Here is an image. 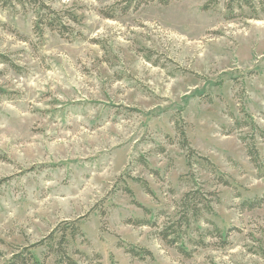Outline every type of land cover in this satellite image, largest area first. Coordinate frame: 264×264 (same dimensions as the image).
Masks as SVG:
<instances>
[{"label": "rangeland", "instance_id": "374dc122", "mask_svg": "<svg viewBox=\"0 0 264 264\" xmlns=\"http://www.w3.org/2000/svg\"><path fill=\"white\" fill-rule=\"evenodd\" d=\"M41 1L73 32L0 0V264H55L38 244L72 222L78 264H264V0ZM191 191L213 212L187 257L160 233Z\"/></svg>", "mask_w": 264, "mask_h": 264}, {"label": "trees", "instance_id": "16d2710c", "mask_svg": "<svg viewBox=\"0 0 264 264\" xmlns=\"http://www.w3.org/2000/svg\"><path fill=\"white\" fill-rule=\"evenodd\" d=\"M19 5H21L24 9L31 8L36 13V22H35V30L39 34H43L45 29H49L51 31L58 32L59 35L65 37L66 35L73 32L70 26L67 24V20L72 22H76L77 18L75 15L71 13H59L55 10H52L49 6H47L41 0H16ZM155 0H124L118 7L120 11L126 14L133 5L138 9L142 5L147 4L149 2H154ZM178 0H160V4L163 6H169L171 2ZM217 1V0H215ZM239 3V5L243 8V6H247L249 8H253V4L250 0H230L228 5L229 9L234 8L235 3ZM110 17V16H108ZM113 17V16H112ZM2 63H9V60L1 57ZM0 93L3 94V90L0 89ZM180 131V130H179ZM181 139H182V148L188 149L190 152H193L190 143L187 139L186 132L184 130L180 131ZM249 155L251 158L257 161V152L254 148L251 147L249 149ZM141 183V182H140ZM147 192L150 190L146 183H142ZM209 196L211 194H205L202 191H191L187 193L180 205V217L177 222L173 224L169 223L166 225L164 230L160 233V238L163 242H165L169 247L175 248L182 255L191 257V254L184 248V246H178V243L182 241V237L186 235V232H183L184 227L189 229L193 222H197L200 220L204 214H211L213 212V208L210 206L211 201L209 200ZM261 205V202H248L245 204V207L249 209H254ZM136 226H147L150 225V222L137 220L134 222ZM153 225V224H151ZM218 236L222 234L220 229L215 228L214 230ZM81 234L80 225L78 222H72L65 224V227H61L60 229H56L53 231L43 242L39 243V247H45L49 251L50 256H54L56 258L55 264H78L72 255L69 253V246L72 241L76 240L77 237ZM195 245L203 246L202 242H194ZM134 257H142L141 253L136 251H131ZM146 255H150L148 252H144ZM7 264H42L37 256L30 249H24L20 253L15 254L13 258L7 262Z\"/></svg>", "mask_w": 264, "mask_h": 264}]
</instances>
